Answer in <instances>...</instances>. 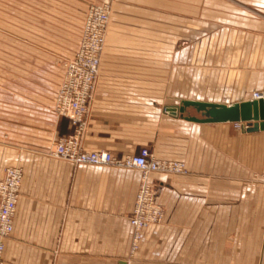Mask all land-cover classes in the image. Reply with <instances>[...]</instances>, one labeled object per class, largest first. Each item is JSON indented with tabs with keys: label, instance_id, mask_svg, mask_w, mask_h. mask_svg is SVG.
Segmentation results:
<instances>
[{
	"label": "crops",
	"instance_id": "1",
	"mask_svg": "<svg viewBox=\"0 0 264 264\" xmlns=\"http://www.w3.org/2000/svg\"><path fill=\"white\" fill-rule=\"evenodd\" d=\"M105 1L0 0V178L7 166L23 169L2 264H264V181L251 176L264 168V128L164 110L264 91V0L113 1L81 144L116 156L177 150L188 167L148 174L164 216L132 254L141 171L52 154L74 130L54 109L65 61L89 5ZM191 23L194 48L184 41Z\"/></svg>",
	"mask_w": 264,
	"mask_h": 264
},
{
	"label": "built area",
	"instance_id": "2",
	"mask_svg": "<svg viewBox=\"0 0 264 264\" xmlns=\"http://www.w3.org/2000/svg\"><path fill=\"white\" fill-rule=\"evenodd\" d=\"M110 5L108 2L89 5L75 54L66 59L65 72L55 96L54 109L67 116L74 130L60 136L54 143L52 154L73 163L135 167L141 171V183L137 189L129 222L132 227L131 253L139 247L142 231L151 224L162 221L164 210L156 199V185L148 179L152 171L185 172L183 162L157 158L143 146L136 154L113 155L108 150H87L81 144L90 110L95 82L99 72L101 53L105 43ZM264 99V91H254L250 100ZM241 129L246 123L233 122ZM23 177L21 166H7L0 178V264L4 239L13 229V218Z\"/></svg>",
	"mask_w": 264,
	"mask_h": 264
},
{
	"label": "water",
	"instance_id": "3",
	"mask_svg": "<svg viewBox=\"0 0 264 264\" xmlns=\"http://www.w3.org/2000/svg\"><path fill=\"white\" fill-rule=\"evenodd\" d=\"M187 107H193L201 117L190 115L186 118L193 121H241L246 126L242 129L255 131L264 128V99L239 100L231 104L212 103L188 100L182 101L180 105L165 106L164 110L176 115L184 113ZM119 264H125L120 261Z\"/></svg>",
	"mask_w": 264,
	"mask_h": 264
},
{
	"label": "rangeland",
	"instance_id": "4",
	"mask_svg": "<svg viewBox=\"0 0 264 264\" xmlns=\"http://www.w3.org/2000/svg\"><path fill=\"white\" fill-rule=\"evenodd\" d=\"M113 1L114 0H108V1H105V2H108L109 3V5H110V16H109V21H110V17H111V13H112V4H113ZM105 2H103V3H105ZM93 4H97V3H93ZM98 4H102V3H98ZM91 5V4H90ZM175 10V13H176V8L174 9ZM190 12H191V17H192V15L193 14H197L196 12H197V8L196 7H191L190 8ZM108 24H109V22H108ZM196 25V24H195ZM192 26H193V23H191V30H190V40L189 39H184V41L186 42V44L188 43L189 44V46L190 47H192V48H194V47H196L197 46V40H196V38L193 36L194 35V32L192 31V29H194V28H192ZM181 31L179 32V34L177 35H175V38H174V47H176L178 44V41H179V44H180V42H182L183 40H182V35H181ZM238 59L239 60H244L245 59V55H238ZM241 65H244V64H241V63H239V68H240V66ZM191 81H192V84H197L196 82H197V72H194V71H192L191 72ZM192 90V89H191ZM254 92V91H253ZM252 94V93H251ZM189 110V109H188ZM195 113L196 111L195 110H192V109H190V114H192V113ZM199 113H196V115H198ZM232 128L233 129H239V128H237V127H235L234 126V124H232ZM157 158H159V157H157ZM160 159H162V160H173V161H180V162H183L184 163V166H185V168H186V170H185V172H166V173H170V174H187L188 173V167H187V165H186V163L183 161V159L182 158H180L179 156H178V151L177 150H174V157L172 158V159H169V158H165V151L164 150H161V156H160ZM251 176L253 177V179L255 180V179H257V180H260V181H264V168H263V170H261V171H255V172H253V174H251ZM162 207H163V210H165L164 209V206L162 205ZM164 216V215H163ZM163 219V218H162ZM142 239V238H141ZM140 242H141V240H140ZM140 245V244H139ZM139 248V247H138ZM130 253H131V244H130ZM132 254V253H131Z\"/></svg>",
	"mask_w": 264,
	"mask_h": 264
}]
</instances>
